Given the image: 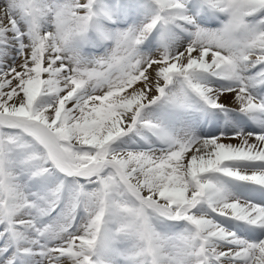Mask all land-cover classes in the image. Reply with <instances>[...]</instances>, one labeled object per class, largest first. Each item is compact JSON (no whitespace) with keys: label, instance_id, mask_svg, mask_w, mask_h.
<instances>
[{"label":"snow or ice","instance_id":"obj_1","mask_svg":"<svg viewBox=\"0 0 264 264\" xmlns=\"http://www.w3.org/2000/svg\"><path fill=\"white\" fill-rule=\"evenodd\" d=\"M0 264H264V0H0Z\"/></svg>","mask_w":264,"mask_h":264}]
</instances>
